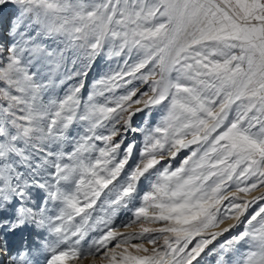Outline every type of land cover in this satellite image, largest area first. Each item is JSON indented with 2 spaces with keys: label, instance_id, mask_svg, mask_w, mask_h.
Returning a JSON list of instances; mask_svg holds the SVG:
<instances>
[{
  "label": "snow or ice",
  "instance_id": "snow-or-ice-1",
  "mask_svg": "<svg viewBox=\"0 0 264 264\" xmlns=\"http://www.w3.org/2000/svg\"><path fill=\"white\" fill-rule=\"evenodd\" d=\"M86 261L264 264V0H0V264Z\"/></svg>",
  "mask_w": 264,
  "mask_h": 264
},
{
  "label": "rangeland",
  "instance_id": "rangeland-1",
  "mask_svg": "<svg viewBox=\"0 0 264 264\" xmlns=\"http://www.w3.org/2000/svg\"><path fill=\"white\" fill-rule=\"evenodd\" d=\"M85 264H91V261H86Z\"/></svg>",
  "mask_w": 264,
  "mask_h": 264
},
{
  "label": "bare ground",
  "instance_id": "bare-ground-1",
  "mask_svg": "<svg viewBox=\"0 0 264 264\" xmlns=\"http://www.w3.org/2000/svg\"><path fill=\"white\" fill-rule=\"evenodd\" d=\"M260 193H256V195H259Z\"/></svg>",
  "mask_w": 264,
  "mask_h": 264
}]
</instances>
